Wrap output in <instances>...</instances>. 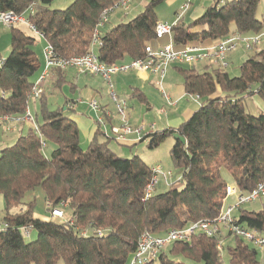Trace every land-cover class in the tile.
Returning a JSON list of instances; mask_svg holds the SVG:
<instances>
[{
	"label": "trees",
	"instance_id": "16d2710c",
	"mask_svg": "<svg viewBox=\"0 0 264 264\" xmlns=\"http://www.w3.org/2000/svg\"><path fill=\"white\" fill-rule=\"evenodd\" d=\"M120 1L72 0L64 9H52L51 0H0V12L24 16L54 58L68 60L90 51L101 12ZM164 1L149 0L131 20L101 31L98 60L108 66L125 59L131 62L145 56L146 46L166 43L168 37H155V10ZM31 5L32 14L28 12ZM258 5L259 0H212L200 17L172 23L170 38L175 48H206L232 34L239 38L260 34L264 23L257 18ZM9 30L10 50L0 57V118H23L31 103H37V111L32 116L36 129L19 134L0 151L1 223L5 224L0 228V264H128L144 233L164 236L171 229L211 222L220 215L229 185L221 170L230 174L243 196L264 181V115L245 111L246 98L257 95L264 101V49L247 51L252 53L234 77L226 68L199 73L194 67L174 66L182 76L184 93L198 97V108L177 127L140 139L147 140L149 149L173 135L185 141L174 138L169 152L173 166L182 171L179 180L164 193L155 192L143 200L151 168L139 156H118L109 147L113 138L104 133L101 141L99 128L82 149L77 126L66 111L50 110L43 92L32 99L41 76L37 77L36 39L19 27ZM54 72L55 86L60 88L63 74ZM48 145L50 155L45 153ZM36 189L43 191L49 213L67 204L69 219L35 217V201L25 203L24 198ZM258 201L260 210H248L245 204L235 209L232 218L235 225L263 235L264 198ZM23 227L35 231L30 242L21 234ZM222 233L221 237L197 234L189 242H173L148 264H262L255 247L225 229ZM219 239H231L233 244L218 249ZM223 247L227 263L222 260Z\"/></svg>",
	"mask_w": 264,
	"mask_h": 264
},
{
	"label": "built area",
	"instance_id": "2783aa9c",
	"mask_svg": "<svg viewBox=\"0 0 264 264\" xmlns=\"http://www.w3.org/2000/svg\"><path fill=\"white\" fill-rule=\"evenodd\" d=\"M187 3L183 6V9L187 7ZM131 0H121L113 8L104 9L99 17L97 26L95 27L90 51L86 54L78 57H74L68 60L55 59L52 53V49L47 46L44 51L45 69L42 75L36 81L32 90V99L36 100L39 94L42 92L41 84L45 81L47 73L54 69H74L79 75H92L99 76L105 82L108 88V96L110 100L115 104L116 111L120 117L121 124L119 126H111L110 133L114 140L122 142L125 138L135 133L140 137L144 127L140 126L132 128L128 124V112L127 104L125 101L118 99L114 90L112 77L118 73H127L129 71H148L153 74L159 75L162 79L171 66L175 65H195L198 63L206 62L207 64L215 63L220 68H226L228 66L227 55L234 51L238 45H242L244 50L252 51L257 47L264 36L263 33L239 38L236 35H231L217 46L202 48L199 46H185L184 48H175L171 40V26L172 24L158 22L155 26L156 40H161L164 37H168V43L164 45H157L152 47L150 45L145 47V56L143 58L133 60L127 63H117L114 65H105L100 62L96 55V48L100 46L101 29L105 26L109 16L118 9L126 11L129 7ZM29 13H33V5L28 8ZM0 25L5 27H28L35 35L38 33L34 30V27L26 20L22 15L15 14L14 12H0ZM1 63V59H0ZM163 98L168 101V95L161 91ZM197 102L198 97H191ZM89 107L96 113L101 112V107L96 101L89 103ZM0 118V120L5 119ZM24 120L30 122L33 129H36L33 122L30 109L26 108L24 114ZM97 125L100 127L105 123L103 117L98 116L96 119ZM149 129L153 131L154 125L149 126ZM43 147L45 143H42ZM152 178L150 182L145 186L143 200H148L155 193V190L160 182V177H169V172H164L158 165L151 168ZM227 198L234 196L236 198L233 205H229L220 213V215L211 222L198 221L191 223L185 228L171 229L164 236H153L148 233H144L139 241L135 252L132 255L129 264H148L158 258L161 252H163L173 242H189L191 238L197 234L205 235L206 237H221L222 230L225 229L233 236L240 237L251 246L255 248L264 249V237L254 230L244 229L233 223V212L239 206L256 202L261 198H264V181L257 185V187L251 191L248 195H240L234 185H228L226 187ZM226 198V199H227ZM49 219L52 221H66L69 219L65 217V214L60 208H54L50 211ZM5 227L4 223L0 222V228ZM31 230L27 227L21 229V234L24 238L30 236ZM100 234V231H96ZM223 245L222 239H219L217 243L218 249H221Z\"/></svg>",
	"mask_w": 264,
	"mask_h": 264
},
{
	"label": "crops",
	"instance_id": "0c3cea01",
	"mask_svg": "<svg viewBox=\"0 0 264 264\" xmlns=\"http://www.w3.org/2000/svg\"><path fill=\"white\" fill-rule=\"evenodd\" d=\"M71 1L72 0H51L50 7L54 6L57 8H62L70 4ZM139 1H140L139 4H141L144 8L147 2H145V0H139ZM226 1H230V0H223V2ZM166 2H168V4L170 5H174L175 8L177 9L174 12L175 13L174 17L171 19V24L174 23L179 18H183L184 21L188 19L187 22H190L200 17L204 12V10L212 4V0H190L189 3L187 4V7L183 9V6L187 3V0H166ZM133 8H135L134 2L129 5L128 10H133ZM126 16L127 13L122 15V17H126ZM257 18L262 20L264 23V0H259V5L257 9ZM158 22L168 23L167 21H160L159 19ZM106 24L102 28L103 31H105L104 29L106 27ZM23 27L26 29L27 33L22 29ZM19 28L24 33L33 36L32 35L33 32L28 27L19 26ZM262 33L264 34V29ZM168 41L166 43H168ZM164 44H159V45H164ZM261 49H264V36L261 38L259 45L255 48V50H261ZM248 53L249 52L245 51L241 44L238 45L234 51L228 53L227 55L228 67L230 63L234 61L242 62L249 55ZM127 62L128 61H124L123 63H127ZM194 67L196 69V66ZM202 68L204 69L203 65ZM62 74L65 82L62 84L60 88L59 87L57 88L55 86L56 74L54 70L50 71L47 74L46 79L43 83L44 87L42 92L48 99L46 92L49 91V88H53L55 91H59L62 94L63 92L62 87H64L65 85H69V91L72 94H71V98H66L64 96L65 103L63 106V110L66 111L67 117L70 120H72L77 126L80 135V146L81 144L90 143V141L93 139L96 133L97 128H99L103 132V134H101L100 136L101 141L105 139L104 133L108 135L110 138H113L111 136V133H109V130L111 126H119L121 124V121L116 112L115 105L111 103L108 96L105 95L108 94V88L105 82L103 81V79L100 77H92V76L89 77V75H78L73 69H67L63 71ZM163 79L160 81L157 75L146 71H129L127 73H118L112 77L111 80L118 99H120L121 101H125L127 104L129 125L132 128H137L140 126L144 127L140 137H138L135 133H133L128 135L125 138V140L122 142L116 141L113 138L114 142L117 143V145L128 148L132 146H136L138 143L141 142L140 139L143 138L144 136L166 128H175L179 124L190 118L191 114L194 111L188 107H181L180 109L170 113L169 111L167 112L164 108H162L157 111V114L159 115H161V113H163V115L167 113L165 115V119L162 120L163 123L162 127L156 128L157 126L155 123H152L148 126L142 123L140 126H138L139 121L134 120V116L137 113H139V111L143 107L145 108L144 109L145 111H149V112L153 111L154 106L152 105L153 102H151V99H152V92H154L155 90L154 85L159 84V86L161 87L163 83ZM52 90H50L51 96L55 95V93L52 92ZM161 91L164 90L161 88L160 93ZM132 92H134L135 95H131ZM184 94L185 93L183 90V95ZM167 95H168V101H166L163 98V96L162 98L165 100L168 106L172 108L176 107L178 105V102H180L181 99L185 98L182 95L179 96V98L177 99H172L170 97L171 94L167 93ZM137 96L140 97L137 98ZM92 101H96L100 105L101 107L100 113L94 112L89 107V103ZM134 102L137 103L138 105H136ZM57 108L59 107L57 106ZM98 116L103 117L105 124L107 125L106 130L102 129L101 126L98 127L95 125ZM151 125H154L153 131L149 129V126ZM30 128L31 125L26 121H22V119L5 118L1 120L0 121V151L3 148L12 145L16 141L19 134L24 135ZM113 140H111L110 143L113 142ZM165 183L167 186L170 185L169 181L165 180ZM230 197H233V199L231 200V202L228 203L227 207L229 205H233L236 200L234 196H230ZM0 198H2V196H0ZM34 216L38 218L47 217V216L45 217L39 216L36 213L34 214Z\"/></svg>",
	"mask_w": 264,
	"mask_h": 264
},
{
	"label": "rangeland",
	"instance_id": "374dc122",
	"mask_svg": "<svg viewBox=\"0 0 264 264\" xmlns=\"http://www.w3.org/2000/svg\"><path fill=\"white\" fill-rule=\"evenodd\" d=\"M148 1L149 0H145V2H148ZM133 2H134V7H135V8H133V10H128V9L126 11H123L121 9L115 10L109 16L108 22H107L104 30L106 31L107 29H110L113 26H116L120 22H126V21L131 20L132 18H134L138 13H140L143 10L142 9L143 6L141 4H139L140 3L139 0H131L130 4H132ZM68 5H66L65 7H62V8H57L54 6H52L51 8L52 9H64ZM176 10L177 9L175 8L174 5L168 4V2H166V0H165L164 2L160 3L156 7L155 11H156V15L160 21H167L169 24H171V19L174 17V15H175L174 12ZM125 13H127V16L122 17V15ZM187 20L188 19H186V21ZM22 29L27 33V31L24 27ZM102 31H103V29H102ZM32 35L36 39V45H35L34 50H35L36 56L40 62V72L38 73V76H37V77H39L40 74L42 75V73L44 72V69H45L44 51L48 45L42 37L35 35L34 33H32ZM9 50H10V30H9V27H5L3 25H0V57L1 58L6 57ZM251 53L252 52H249L248 54H251ZM125 61H127V60L125 59ZM240 64H241V62H237V61L230 63L229 67L228 68L226 67L227 73L231 77L237 76L239 74L238 68H239ZM202 65L204 66V69L202 68ZM175 66H179L181 68H189V67L196 66L195 70L199 73H201L203 71H212L214 69L220 68L215 63L207 64L206 62L198 63L195 65H175ZM175 68H174V66H171L170 68H168L167 73H165L166 75H164L165 77H163L164 79L162 78L163 83H162L161 87L159 86V84L154 85L155 90H154V92H152V99H151V102H153L152 105L154 106L153 111L152 112L151 111L150 112L145 111L144 110L145 108L143 107L139 111V113H137L134 116V120L139 121L138 126H140L142 123H144L147 126L152 124V123H155L157 126L156 128L162 127L163 126L162 120L165 119V115L167 114V113H165V115H163V113H161V115L157 114V111L162 109V108H164L167 112L169 111V113L174 112V111L180 109L181 107H188L193 111L196 108H198V103L194 102V100L191 97L187 96L186 94L183 95V86H182V80L183 79H182V76L180 75V73ZM52 70H54V71L59 70V71L63 72L67 69L54 68ZM52 70H50V71H52ZM134 71H137V70H134ZM146 72H148V71H146ZM155 75H157V74H155ZM90 76H92V75H89V77ZM157 76L159 77V75H157ZM92 77H99V76H92ZM45 79H46V77H45ZM159 79H160V81L162 80L160 77H159ZM43 83L41 84V90L42 91H43V87H44ZM161 88L164 90L163 92H165L166 94L167 93L171 94L170 97L172 99H177V98H179V96H182V95L185 98L181 99L180 102H178V105L176 107H174V108L169 107L168 104L165 102V100L162 98V94L160 93ZM52 89L53 88H49V91L46 92V95L48 96V99H47L48 108L50 110H54L58 106L59 108L63 109L64 103H65L64 96L66 98H71L72 93H70V91H69V85H65L64 87H62V91H63L62 94H61V92L55 91L54 89L53 90ZM50 90H52V92H54L55 95L51 96ZM117 93H118V91H117ZM105 95L108 96V94H105ZM108 98H109V96H108ZM109 100H110V98H109ZM110 102L113 103L111 100H110ZM135 104L138 105L137 103H135ZM29 108L31 111V115L34 116L35 112L37 111V103H34V104L31 103ZM245 111L247 113H249L251 115H255V116L260 115V114L264 115V101L257 95H253V96L246 98V100H245ZM19 119H22V121H25L24 117L19 118ZM27 123H29L31 125L30 129H33L32 124L30 122H27ZM128 124H129V122H128ZM95 125L98 126L96 124V122H95ZM101 128L106 130L107 125L104 123L101 125ZM109 133H110V130H109ZM173 145H174V138L168 137L162 143H160L156 148H153V149H149L147 147L146 141L140 142L136 146H132V147L128 148V147H123V146L117 145V143H115L113 140V142H111L109 144V147L113 150V152H115L120 157L130 158L132 156H139L140 159L149 168H152V167L158 165L162 168V170L165 173L169 172L170 173L169 177H167V176L166 177H160V182H159V184L155 190L156 193H164L168 189V186L166 185L165 180L169 181L170 183H174V182L179 180V178L181 176V172H182L181 169L175 168L171 162L169 152H170V149L172 148ZM87 146H88V144H81L82 149H86ZM51 150H52V146L48 145V147L45 151L46 155H50ZM221 172H222V176L225 179V181L231 186L234 185V183L232 182V178H231L230 174L224 169L221 170ZM232 199H233V197H230V198L228 197L226 199V201L224 202L223 210L226 209L228 203L231 202ZM32 200L35 201L34 212L37 215L45 217V216H48L50 214L49 211L46 210V203L44 201V194H43V191L41 189H36L34 192L27 194L24 198L25 203L28 201H32ZM261 204H262L261 201L252 202V203L247 204L246 208L248 210L258 211L261 208ZM3 208H4V201L2 198H0V222L4 216ZM58 208H60L63 211L66 218H68L70 216V213L67 210V204H62V205L58 206ZM35 236H36L35 231L31 230L30 236L26 237L25 241L30 242L31 240H33L35 238ZM262 236L264 237V234ZM222 242H223L224 247L226 244H229V245L233 244V241H231V239H226L225 241L222 240ZM248 244H250V243H248ZM224 247H223V253H222V260L224 263H227L228 254L224 250ZM256 249L258 252V259L260 260V262L262 264H264V249H262V248H256ZM130 261H131V258L129 259V263H130ZM58 264H63V263H62V261H59Z\"/></svg>",
	"mask_w": 264,
	"mask_h": 264
},
{
	"label": "water",
	"instance_id": "95a60500",
	"mask_svg": "<svg viewBox=\"0 0 264 264\" xmlns=\"http://www.w3.org/2000/svg\"><path fill=\"white\" fill-rule=\"evenodd\" d=\"M173 138H178L182 143H185L184 139L179 137L178 135H173Z\"/></svg>",
	"mask_w": 264,
	"mask_h": 264
}]
</instances>
